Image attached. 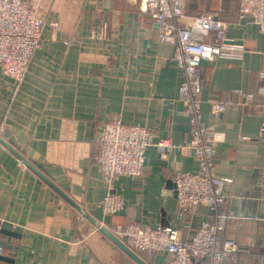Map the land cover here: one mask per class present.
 <instances>
[{"label": "crops", "instance_id": "obj_1", "mask_svg": "<svg viewBox=\"0 0 264 264\" xmlns=\"http://www.w3.org/2000/svg\"><path fill=\"white\" fill-rule=\"evenodd\" d=\"M26 1L45 12L47 23L21 80L0 62V136L18 151L0 139V220L22 227L21 236L11 239L17 249L0 246V253L14 257L8 264H165L171 252L139 250L111 227L134 220L174 225L188 238L207 218L206 206L182 213L175 194L176 176L195 170L197 163L179 100L183 74L173 60L174 44L159 40L139 0ZM239 3L189 0L186 7L189 14L217 12L229 24L228 36L246 47L239 57L203 61L202 115L215 138L217 172L233 178L225 187L226 233L236 239L241 264H259L264 256V32L239 17ZM227 99L232 103L224 112L213 110L212 100ZM115 117L152 128L157 139H170L172 149L162 156L150 146L141 175L116 179L125 205L106 215L99 202L109 185L95 158L96 136L100 125Z\"/></svg>", "mask_w": 264, "mask_h": 264}, {"label": "built area", "instance_id": "obj_2", "mask_svg": "<svg viewBox=\"0 0 264 264\" xmlns=\"http://www.w3.org/2000/svg\"><path fill=\"white\" fill-rule=\"evenodd\" d=\"M139 1L141 9L150 13L159 40L174 44L173 60L183 74L179 100L189 118L188 146L194 152L197 168L178 174L174 180L178 208L182 213L194 214L199 207L206 206L208 215L188 238L181 237L174 225L153 226L138 220L118 223L111 229L139 250L171 252L173 257L165 264H194L198 259L205 260L203 264H241L236 239L226 233L229 215L224 210L228 195L225 187L233 178L217 172L215 138L202 115V63L219 57L242 56L246 47L228 36V22L215 11L189 14L186 7L189 0ZM239 17L256 23L264 32V0H240ZM46 23L45 12L38 13L26 0H0V62L15 79L21 80L25 75ZM261 77L264 80V71ZM260 91L264 92V86ZM246 95L255 96L253 92ZM211 102L215 112H224L232 100ZM96 145L95 158L109 185L99 202L106 215L120 212L125 205L123 195L115 189L116 179L141 175L150 146L156 145L162 156L172 149L170 139H157L152 128L125 123L120 117L100 125ZM259 264H264V256Z\"/></svg>", "mask_w": 264, "mask_h": 264}, {"label": "water", "instance_id": "obj_3", "mask_svg": "<svg viewBox=\"0 0 264 264\" xmlns=\"http://www.w3.org/2000/svg\"><path fill=\"white\" fill-rule=\"evenodd\" d=\"M0 139L10 148H12L13 150H15L3 137L0 136ZM16 151V150H15ZM18 153V151H16ZM28 163L33 166L36 170H38L40 173L41 171L36 168L31 162L28 161ZM73 203L79 208V210L85 214L87 217H89L91 220H95V222L97 224H99V222L94 219V217L89 214V212H87V210L85 208H83L82 206H80V204H78L77 202H75L73 200ZM103 230H105V232L107 234H109L113 239H115L116 241L120 242V240L118 239V237L106 226H101ZM14 229V230H12ZM22 227L21 226H15V228L13 227V223L8 221V220H0V234H5L8 235L7 240H3L2 238H0V246L1 247H6L9 250H11L12 252H14L17 249V246L15 244L11 243V239L13 237H20L21 234L18 230H21ZM14 261V257L7 255V254H1L0 253V264H8L7 262H13Z\"/></svg>", "mask_w": 264, "mask_h": 264}, {"label": "trees", "instance_id": "obj_4", "mask_svg": "<svg viewBox=\"0 0 264 264\" xmlns=\"http://www.w3.org/2000/svg\"><path fill=\"white\" fill-rule=\"evenodd\" d=\"M196 6H197V5H196ZM193 8H194V7H193ZM190 10H193V9L190 8ZM187 11H188L189 13H191V11H189V10H187ZM192 12H194V13H198V12H195V11H192ZM204 262H205V260H202V261H201L202 264H203Z\"/></svg>", "mask_w": 264, "mask_h": 264}]
</instances>
